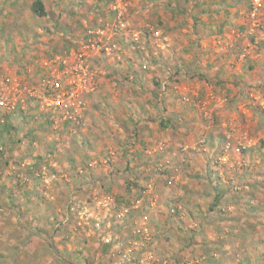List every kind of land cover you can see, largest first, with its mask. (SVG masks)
<instances>
[{
    "label": "rangeland",
    "instance_id": "1",
    "mask_svg": "<svg viewBox=\"0 0 264 264\" xmlns=\"http://www.w3.org/2000/svg\"><path fill=\"white\" fill-rule=\"evenodd\" d=\"M42 1L44 16L32 11L33 0H0V87L32 86L55 70L58 91L76 88L82 104L79 117L65 119L61 108L44 102L54 92L39 88V96L15 108L23 112L10 113L7 130L9 111L0 108V264H264L256 256L264 253V239L249 245L250 259L241 250L230 258L194 256L195 217L181 206L201 204L206 211L214 204L210 169L231 194L225 204L264 200L263 83L249 82L237 104L226 95L206 96L210 83L235 74L238 62L260 76L262 67L249 65L251 52L264 48V0L255 18L247 16L251 0H123L115 49L89 52L84 85L62 61L71 62L98 17L113 21L111 0ZM200 9L201 22L212 17L215 47L222 48L205 70L193 58L192 14ZM183 44L185 67L178 66ZM232 103L235 109L227 110ZM239 174L249 175L243 194ZM120 188L127 191L121 195ZM150 202L166 206L169 225L157 229L178 251L146 253L155 240L145 209Z\"/></svg>",
    "mask_w": 264,
    "mask_h": 264
},
{
    "label": "crops",
    "instance_id": "2",
    "mask_svg": "<svg viewBox=\"0 0 264 264\" xmlns=\"http://www.w3.org/2000/svg\"><path fill=\"white\" fill-rule=\"evenodd\" d=\"M206 1L208 2V0ZM233 7H235V5H232V3H230L229 8H233ZM195 11L197 12L192 14V16L197 17L196 19L197 24L196 23L194 24L195 26L193 30L196 37L194 41V51H193L194 64H195V68L197 69L201 68L202 70H205L207 62L213 64L217 62L216 57H218L219 54H215L214 51H219V49L222 48L220 47L219 49H216L215 47L216 42L214 38L216 37L215 36L216 26L212 22L213 21L212 17L208 18L207 23H203L201 21L205 17L204 13H202L201 9ZM262 27H263L262 31L259 32L261 38L264 37V25H262ZM246 29L244 32H247ZM242 34H243L242 32L238 34V37H242ZM203 35L208 36L207 40L209 42H205V40L203 39ZM181 41H184V37L181 38ZM206 43H208V45ZM250 48H252V46H250ZM181 49H183L181 51L182 56L179 55L178 66L185 67V64L188 63L187 61L189 59L187 57L188 54L185 52L186 50L185 44L181 46ZM251 56L253 57L252 58L253 61H250L249 67L253 65L254 70L257 72L258 69L254 66L260 65L262 67L260 76L254 78V75L252 76V74L249 75L250 73L249 74L245 73L243 68L245 63L238 62V64L235 65V69L232 71L235 74H227V73L224 74L222 77L223 79H225V83L221 82L219 85L215 83L214 84L210 83L206 96L213 99L215 97L218 98L221 95H226L229 98H233V99L236 98L234 99L233 103L237 104L240 103L239 100H242V98L245 97L244 95L245 90L243 89L246 88V85L249 82H253V83L262 82L264 86V60H263L264 48L260 52H255V51L251 52ZM217 60H219V58H217ZM261 62H263L262 65L259 64ZM183 78L184 80L187 79L186 76H183ZM223 84L226 86L224 89H222ZM197 95H199V93ZM255 97H257V99H260L259 94L256 95ZM263 102H264V98L262 99L261 103ZM233 103L231 105H228L229 107H227V110L235 109L236 104ZM218 143L220 142L217 138L215 140L210 141V145H213L214 151H216V147ZM202 172H203L202 175L205 176L206 171H202ZM208 173L212 176L211 179L214 180L213 183L215 186L212 187L213 191H215L214 197L216 195H219L220 197L219 200L222 202V204H219L218 202L216 204H210L206 211L202 209L203 206H201V204L200 205L194 204V206H188L187 208H184L186 204H181L183 209H187L186 210L187 213L192 212V214L190 215L195 217V220L193 221V225H194L193 227L195 228L194 229L195 232L193 235L194 239L193 240L192 238L189 239V241L192 240L191 244L194 246L193 249V253L195 254L194 256L203 257L205 254L210 253V255L215 259L230 258L231 256L236 254L237 250H241L243 259H250V257L247 255L248 253H250L249 245L251 243L259 245L264 239V200L258 202L260 204H248V203L246 204L245 200L241 199L242 204L240 208L234 206L233 204L232 205L225 204L226 200L229 201L228 199H231V194L228 193L226 189L223 188L221 189V181L219 182L215 178L217 176L216 170L210 169ZM261 173H262L261 178L263 179V187L261 189H263L264 191V172ZM245 176L249 177L248 174L245 175L239 174V178L243 179L241 180V185H240L241 194L249 191L250 188V185L248 184L249 182L248 178H246ZM134 190H138V188ZM118 191H120L121 195H123V193H125L127 189L120 188V190ZM150 203L151 204L145 205L147 206L145 207V209L148 210L150 214L152 213L151 220L149 221H150V227L152 226V231L155 234L153 236V239L155 238V240L154 242H152L153 245L151 246V249L148 248L146 253L150 255V253L154 251L155 253H159L160 255L164 256V255H168L170 252L178 251L181 248L179 249L177 248V250L170 249V240L166 242L162 241L161 235H159L160 234L159 229H157L158 226L161 227L162 229H165V227L169 225V221L166 218L167 213L164 214L163 212V211L165 212L167 211L165 208L166 206L159 204L156 208L155 204H152V202ZM155 209L157 210V212H159V214H157V212L155 213L156 215L154 214ZM202 211H204V213L200 214ZM199 214L202 217L198 219L196 217L199 216ZM156 230L157 232L155 233ZM163 237L164 240H166V236ZM171 245L173 247V244ZM188 249L191 251L192 248L191 249L188 248ZM159 250L161 251L159 252ZM146 253H143L141 257H144L145 256L144 254ZM256 254H257L256 256L260 259L264 256V253L259 252V250L258 253L256 252Z\"/></svg>",
    "mask_w": 264,
    "mask_h": 264
},
{
    "label": "built area",
    "instance_id": "3",
    "mask_svg": "<svg viewBox=\"0 0 264 264\" xmlns=\"http://www.w3.org/2000/svg\"><path fill=\"white\" fill-rule=\"evenodd\" d=\"M252 7L247 16L255 18L260 14V8L263 0H251ZM123 0H111L110 7L114 12V19L112 22L107 23L102 17H98L94 25H90L85 30V38L83 39V47L78 52H73L71 62L68 58L63 60L62 63L65 67H69L78 82L82 85L86 84L90 79V72L87 66L88 57L91 54H110L115 49L113 43V36H115L120 29L124 26V12ZM91 54H90V53ZM68 61V62H67ZM46 63V62H45ZM56 71L52 70L48 77H43L40 82L34 85L27 83L18 84H5L0 87V108L7 111L14 110L18 105L21 107L27 97L39 96V88L46 91H53L55 97L46 104L55 105L62 109V114L65 119H76L79 115V108L82 104L80 93L76 88H69V90L60 93V83L57 79ZM38 87V88H37ZM79 117V116H78Z\"/></svg>",
    "mask_w": 264,
    "mask_h": 264
},
{
    "label": "trees",
    "instance_id": "4",
    "mask_svg": "<svg viewBox=\"0 0 264 264\" xmlns=\"http://www.w3.org/2000/svg\"><path fill=\"white\" fill-rule=\"evenodd\" d=\"M31 9H32V11L35 13V14H37L38 16H44V15H46V13H47V11H46V8H45V6H44V3H43V1L42 0H33V2H32V4H31ZM14 112H19V113H21V112H23L21 109H14V110H12V111H9V112H7V114H5V122H4V125L2 126L3 128H2V130L4 129V130H7L9 127H12L13 128V126H11V124H9V121H8V118L10 117V113H14ZM26 114H22L21 116H25ZM42 115H44V118H48V117H52L51 116V113H44V114H42ZM160 123H161V125H163V121L162 120H160ZM2 130L0 131V132H2ZM220 199V197H219V195H216L215 196V201H214V204H216L217 202H218V200ZM61 222H58V224H60Z\"/></svg>",
    "mask_w": 264,
    "mask_h": 264
}]
</instances>
